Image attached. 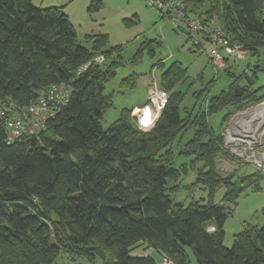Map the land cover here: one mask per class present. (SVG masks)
<instances>
[{"label":"trees","instance_id":"trees-1","mask_svg":"<svg viewBox=\"0 0 264 264\" xmlns=\"http://www.w3.org/2000/svg\"><path fill=\"white\" fill-rule=\"evenodd\" d=\"M31 1L0 0V101L25 106L59 83L69 84L71 91L35 133L7 141L0 119V264H54L60 253L91 264L96 257L101 264H155L151 256L132 252L141 245L177 264L191 263L189 249L197 264H264V225L246 222L231 245L224 244L225 221L237 199L248 187L259 189L264 173H239L242 163L224 149L222 134L233 112L264 100V92L258 93L264 85L237 95L233 90L244 75L226 69L233 77L229 88L204 92L198 110L181 115L184 94L176 85L186 68L179 61L165 68L158 59L152 68H161L159 83L168 97L153 127L137 128L132 107H126L103 129V113L112 104L105 84L124 63L121 46L102 50L106 35L94 37L91 47L81 45L63 6L39 7ZM185 2L187 14L203 24L214 20L255 58L248 64L252 78L264 71V0ZM160 42L142 40L134 61L143 50L153 55ZM98 52L104 62H91L78 72ZM136 84V73L120 80L121 87ZM229 106L233 111L215 132L208 116ZM190 128L192 136L178 151L190 160L181 167L196 171L194 183L202 184L209 199L183 205L173 203L166 190L178 187L173 144ZM220 159L239 166L221 173ZM219 188H224L222 203H215Z\"/></svg>","mask_w":264,"mask_h":264},{"label":"rangeland","instance_id":"rangeland-1","mask_svg":"<svg viewBox=\"0 0 264 264\" xmlns=\"http://www.w3.org/2000/svg\"><path fill=\"white\" fill-rule=\"evenodd\" d=\"M97 1L101 3L98 8L94 7ZM31 2L33 5L39 7L63 6V11L75 29L77 41L81 45L91 47L94 37L106 35L107 43L103 45L102 50L117 45L121 46L118 53L121 55L124 63L117 69L116 76L105 84V92L112 93V104L103 113L100 122L103 129H106L119 116L123 108H131L134 105L142 106L147 99L149 90L155 83L159 89L166 92L159 83L161 68H152V64L158 59L163 60L165 68L174 61L181 62V65L186 68L185 78L176 85V88L184 94L180 105L181 115H185L186 110L196 112L200 107L204 92L214 95L221 90L229 88L233 77L226 69L234 75H244L245 73H249L248 64H252L255 61V58L245 51L244 48H241L240 55H237V57L225 56L221 66H214L209 56L212 44L205 38L204 34L191 32L190 36L188 34L190 30L184 23L168 17L162 18L160 11L147 5L144 0H32ZM188 15L192 19L200 20V17H196L190 12ZM213 21L209 24L211 28L218 25ZM145 38L156 39L161 42L160 44H156L153 55H150L147 50H143L139 59L134 61V55L140 42ZM98 56L102 57L100 63L104 62L103 53L98 52L93 55V57ZM135 73L137 74L136 86L134 88L121 87L120 80ZM253 80L251 84L253 88L258 89L262 87L264 85V71H259ZM206 87L207 90L205 91L204 88ZM198 92L201 93V97L196 100V93ZM263 92V88L258 90L259 94ZM261 103H264V100ZM0 105L8 108L12 106L10 102L5 101H0ZM255 105L233 112L228 120L224 122V126L230 124L231 127L236 121H240V119H237L239 113L254 108ZM232 111L233 109L230 106L224 107L208 116V122L215 132L220 131L223 116ZM263 113L264 110L257 112L260 116ZM231 118L232 121L230 123L229 120ZM155 122L150 127L145 128H139L137 124V128L148 131L153 127ZM262 123L263 126L264 119ZM192 133L193 130L190 128L183 137L173 144L175 152L173 165L179 169L180 174L177 180L178 187L175 190L167 189L166 192L169 193L172 202L176 204L206 203L209 199L208 193L202 184L194 183L196 171L190 166H187V170L181 167L182 163L190 160V157L186 154H178V151L185 141L192 136ZM233 156L236 157L235 155ZM236 158L242 163L239 167V173H251L256 169L252 159ZM217 166L221 173H228L236 169L239 164L237 162H229L226 159H220ZM223 193L224 188H219L213 195L212 201L222 203L221 198ZM263 207L264 177L259 183V189L254 190L248 187L237 199L235 207H233L231 214L225 221L224 244L230 246L233 234L242 230L246 222L263 226ZM210 228L213 229L212 226L208 227V229ZM138 248L141 249V246ZM188 251L191 257L190 264H197L191 250L189 249ZM133 253L135 255L144 254L139 250ZM148 255L155 260V263L160 261V255L156 250L148 249ZM54 264L91 263L81 257L71 260L65 253H60ZM94 264H101V259L96 257ZM171 264L177 263L171 260Z\"/></svg>","mask_w":264,"mask_h":264},{"label":"built area","instance_id":"built-area-1","mask_svg":"<svg viewBox=\"0 0 264 264\" xmlns=\"http://www.w3.org/2000/svg\"><path fill=\"white\" fill-rule=\"evenodd\" d=\"M144 1L147 5L161 11L166 17L184 23L190 30V36L191 32L204 34L205 38L212 44L209 56L214 66H221L225 56L237 57V55H240L241 44L230 41L219 25L211 28L209 24L213 20H210L207 24H203L199 19L190 18L187 14L188 7L185 0ZM101 60L102 57H92L78 68V72L84 70L91 62L100 63ZM70 91L69 84H52L42 89L36 99L28 105L17 106L11 103L12 106L10 108L0 105V119L4 121L7 128L6 140L12 141L24 133H33L41 129L46 120L53 116L56 110L67 102ZM167 97L168 94L159 89L156 83L152 86L148 92L147 105L138 108L134 112L139 128L150 127L156 121L167 101ZM249 110L239 113L237 119H240V121H236L231 127L230 124L224 126L222 132L224 137L223 147L231 155L242 157L245 160L252 159L256 170L264 173V125L262 126L264 113L261 116L260 114H256L254 116L255 121L251 122V119L246 115V112ZM147 112L149 116L145 122L144 116ZM229 121L231 123L232 118ZM138 247L140 246L135 247L132 252L139 250L144 253L143 255H148V249H151H145L143 245H141V249ZM159 255L160 261L155 264H171L170 258L161 254Z\"/></svg>","mask_w":264,"mask_h":264},{"label":"water","instance_id":"water-1","mask_svg":"<svg viewBox=\"0 0 264 264\" xmlns=\"http://www.w3.org/2000/svg\"><path fill=\"white\" fill-rule=\"evenodd\" d=\"M253 78L249 73H245L244 76L237 82V85L234 88V92L237 95H240L242 90H247L249 88V86H251V84L253 83ZM261 104V102H260ZM259 103L256 104L255 106L260 105Z\"/></svg>","mask_w":264,"mask_h":264},{"label":"bare ground","instance_id":"bare-ground-1","mask_svg":"<svg viewBox=\"0 0 264 264\" xmlns=\"http://www.w3.org/2000/svg\"><path fill=\"white\" fill-rule=\"evenodd\" d=\"M260 108V109H259ZM263 108V109H262ZM262 110H264V103H262L261 105H259L258 107H254L252 109H250L249 111L246 112V115L249 119H251V122L255 121L254 116L257 114V112H261ZM148 112L145 114L144 116V121L146 122L148 120Z\"/></svg>","mask_w":264,"mask_h":264},{"label":"crops","instance_id":"crops-1","mask_svg":"<svg viewBox=\"0 0 264 264\" xmlns=\"http://www.w3.org/2000/svg\"><path fill=\"white\" fill-rule=\"evenodd\" d=\"M162 61H163V60H162ZM147 103H148V95H147V99H146V101L143 103V105H145V104H147ZM143 105H142V106H143ZM142 106H140V105H134V106L132 107V108H133V109H132V112H131L132 115H133V113H134L139 107L141 108ZM133 116H135V115H133Z\"/></svg>","mask_w":264,"mask_h":264}]
</instances>
